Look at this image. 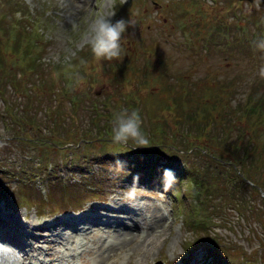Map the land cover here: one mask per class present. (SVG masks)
Instances as JSON below:
<instances>
[{
  "label": "rangeland",
  "instance_id": "rangeland-1",
  "mask_svg": "<svg viewBox=\"0 0 264 264\" xmlns=\"http://www.w3.org/2000/svg\"><path fill=\"white\" fill-rule=\"evenodd\" d=\"M23 1L27 6L34 8L33 14L38 12L37 16L42 15V19L34 20L37 16L33 15V18L21 17L19 11L9 12L7 0H0V48L11 53L18 48L26 55L27 51L20 48L22 45L17 41L16 30L24 27L22 21L31 20L28 31L32 27H37L45 32L40 43L35 42L32 47L30 46L39 52L31 56L27 54V59L31 62V57L39 56L37 67L42 68L41 71L35 70L29 74L30 79H21L19 78L21 74L18 73L20 67H17L15 73L20 79L19 83L15 87L8 82L0 90V161L8 158L20 163L24 153H33L37 149L30 143L20 141L22 139L17 135L22 134V131L24 133V129L27 131L26 135L30 133L35 136L40 135L37 132L38 129L43 132L55 130L50 116L57 115L61 110L72 111L67 102L61 108H55L57 101L53 100L48 92L49 87L57 84L61 88L71 72H78L83 76L80 83L83 86L78 87L77 92L84 98V103L89 100L90 94L97 92L96 96L100 101L107 92L112 91L113 82L110 76L114 69L118 70L119 79L124 78L128 68L122 69L117 66V62L122 64L125 54L109 62L105 59L98 60L93 52L92 58L89 54H85L86 46L90 43V30L96 19L115 12V15L111 17L113 23L121 19L135 21L134 27L127 28L122 37L121 46L131 54V57H128L129 68L131 73H134V77L146 79L144 88L137 80H132L130 83L119 80L117 89H122L121 87L127 83L125 92L140 89L141 96L144 93L149 94L143 97L146 104H141L139 100L138 112H143L142 122L151 132V128H154L153 122L161 121L164 132L177 134L174 136L176 142L182 138L178 134L179 131L182 134L189 131L193 134L197 133L203 142H208L209 138L213 140L210 134L214 127L212 128L210 121L214 117L208 120L209 114L203 111L210 109L214 113V119L217 118L219 121L220 140L213 141L212 149L216 147L220 154L228 159L226 163L230 160L237 162L238 168L241 170L244 168V174H248L249 178H247L250 181H242L240 175L228 163H219L222 173H228L229 179L226 182L225 178L221 179L219 176L215 184L205 181L202 196L215 201L217 206L209 207L200 214L207 213L208 219L211 218V224L214 227H211L210 231L213 232L214 237L233 241L237 248L244 245L254 254H257L259 246L263 249L264 244H260L262 241L259 239L263 238L264 242V193L262 192L264 188V76L260 74L261 69L264 68V50L257 45L264 41V3L261 0ZM11 25H14L13 29L7 30ZM21 51L17 58H22ZM12 55L14 56V53ZM70 58L71 66L68 67L65 64L64 72L53 70L56 62L63 63L65 59ZM92 64L96 65L94 70H97L94 75L88 73ZM183 73H186L188 78L179 80ZM89 79L94 86L88 84ZM167 86L170 87L168 97L172 99L180 95L183 86L191 91V95L187 96L185 107L178 110L167 108L162 99ZM82 87H89L90 91H81ZM114 99H120L119 103L126 104L124 96H115L113 101ZM156 102L154 109H151V105ZM46 104L47 107H45ZM192 105H200L198 111L195 110L196 114H193ZM162 108L163 112H161ZM127 109L129 113L134 110L129 107ZM84 110L81 105L77 112L80 114L77 117L78 120L82 121ZM164 114L170 118H165ZM178 114L185 121L179 120ZM31 116L36 120V124L30 122ZM200 116L202 120L199 119ZM37 118L41 120L38 121ZM42 119L46 124L42 122ZM64 120H66L65 123L60 124L61 128L59 126L62 133L55 130L51 137H59L62 134L69 136L76 132V125L69 118ZM92 126L93 130L99 133L97 127ZM67 153L70 154L68 151ZM114 156L120 155L110 154L109 165L117 167L118 160L114 159ZM122 158L125 160L124 154ZM187 159L191 167L195 166L190 172L204 170L195 153H191ZM91 167L95 172L101 169V164L92 161ZM109 168L107 171L110 170ZM61 171L62 174L60 172L58 176L62 179L64 177L67 183L61 184V187L56 185L58 189L51 182L58 181L57 176L52 173L50 178L45 177V179L41 176H38V179L36 176L37 180H31L30 176L26 177L25 182L20 183V188H15L18 179L12 177L8 182L10 199L6 198L0 202V212L4 213L5 209H9L14 216L27 224H31L30 222L38 224L43 217L50 220L55 215L52 214L55 210L46 207L40 209L37 206L39 202H45L44 198L47 194L49 195L47 203L55 200L53 203H58L59 208H66L67 205L72 204L85 207L84 209H94L93 205H96L98 210L102 209L96 204L99 203L96 198L102 197L108 187L106 184L93 186L95 183L93 178L90 176L87 180L81 175L78 167L69 168L65 164ZM256 180L261 183L258 190L252 187ZM72 181L78 184L67 186ZM232 182H234V189L229 188ZM115 185L119 191L107 202V205H117L113 210H106L107 215L115 214V216L109 217L106 221L92 222L91 230L85 236L80 234L83 238L79 240H72L78 235L65 234L64 228H59L60 224L57 225V229L60 230L54 229L51 232L54 252L48 251V243L44 241L41 258L48 263L100 264L97 253L99 244L104 242L102 247L105 248L110 242L115 241L114 236L119 232L133 230L137 233L141 231L144 237H151L149 242L152 238L156 241L151 252H148V259L138 261L140 264H204L203 260H207L205 247L199 246L190 253L184 248V244L203 239L209 231L195 232L191 229L186 217L182 216L178 210L175 199H172L165 191L149 187L141 182L125 183V177H122ZM182 186L191 193L192 200H196L197 196L194 194L199 188L196 183L189 178L182 182ZM22 191L25 193H21ZM22 196L28 197V204L23 203L25 200ZM120 197L126 198L120 201ZM12 199L13 206L10 205ZM200 200L203 199L200 198ZM117 206L120 207L117 208ZM91 211L80 209L78 213H83L86 217ZM8 218L12 217L8 216ZM120 219L122 223H119ZM43 231L46 235L48 234L47 230ZM67 235L71 237L68 244L57 243L59 240L66 241ZM136 250V253L132 254L133 261H136L135 255L142 254L141 248L137 247ZM123 251L122 258L126 260L127 253L130 251L129 249ZM106 261L105 264H111L110 258ZM0 263L3 264L2 261Z\"/></svg>",
  "mask_w": 264,
  "mask_h": 264
},
{
  "label": "clouds",
  "instance_id": "clouds-1",
  "mask_svg": "<svg viewBox=\"0 0 264 264\" xmlns=\"http://www.w3.org/2000/svg\"><path fill=\"white\" fill-rule=\"evenodd\" d=\"M115 15L112 12L109 15L101 16L91 27L89 39L91 50L94 56L98 59L113 60L119 59L122 51L121 40L129 26H135V21L132 19L125 21L124 19L112 22L111 17ZM261 50H264V41L257 45ZM261 76H264V68L260 71ZM142 121L138 111H129L127 109L115 114L112 128V139L115 143L127 144L129 141H134L138 145H147L148 140L145 137L142 128ZM117 167H124L123 161H117ZM139 177H134V181ZM176 173L172 169H164L162 173V187L167 191L173 183L176 182Z\"/></svg>",
  "mask_w": 264,
  "mask_h": 264
},
{
  "label": "bare ground",
  "instance_id": "bare-ground-1",
  "mask_svg": "<svg viewBox=\"0 0 264 264\" xmlns=\"http://www.w3.org/2000/svg\"><path fill=\"white\" fill-rule=\"evenodd\" d=\"M97 207V206H96ZM123 209V208H122ZM121 209V210H122ZM130 209V208H129ZM113 210V209H112ZM133 210V209H132ZM102 210L96 209L95 212L99 213L101 215ZM131 211V210H130ZM91 213V212H90ZM111 213V212H110ZM87 216V215H86ZM119 217V216H117ZM127 217V216H126ZM104 220L107 219V217L103 218ZM146 220V219H145ZM155 220V219H154ZM61 222H64L63 219H60ZM115 221V220H112ZM134 221V219H133ZM132 221V222H133ZM131 222V221H130ZM135 222V221H134ZM108 223V222H107ZM119 223H122V219L119 220ZM136 223V222H135ZM149 224V223H148ZM105 225V224H104ZM151 226V225H150ZM94 227V226H93ZM136 227V226H135ZM141 227V226H140ZM153 227V226H152ZM157 227V226H156ZM97 228V227H95ZM100 227H98L99 229ZM103 229V228H102ZM130 229V228H129ZM147 229V228H146ZM126 230V229H125ZM138 230V229H137ZM142 230V229H141ZM139 231V230H138ZM46 233V232H45ZM110 233V232H109ZM143 233V232H142ZM158 233V231H157ZM48 235V234H47ZM111 235V234H110ZM141 233H137L136 231L133 230H127L125 232H119L114 236L115 241L110 242L108 245H106L105 248L102 246L104 245V242L99 244L98 248V262L100 261V264H105L107 261V258L111 259V264H138V261H142L143 259H148L149 254L148 252H151V250L154 247V243L156 244V241L154 238H152L149 242V239L151 237H144L141 236ZM144 237V238H143ZM71 238V237H69ZM165 238V237H164ZM142 240H144L142 242ZM95 241V240H94ZM144 243V244H143ZM106 244V243H105ZM98 245V244H97ZM142 245V246H141ZM40 247V246H39ZM141 248L142 254L140 255H135L134 259L136 261H133L132 254L136 253V248ZM104 249V250H103ZM124 249H129L128 254V259L125 260V258H122V252H124ZM61 256V255H60ZM130 257V258H129ZM62 258V257H61ZM122 258V259H121ZM33 259L31 258L30 261ZM145 260V261H146ZM1 262V261H0ZM138 262V263H137ZM56 263V262H55ZM59 263V262H58ZM1 264V263H0ZM33 264V263H31ZM140 264V263H139Z\"/></svg>",
  "mask_w": 264,
  "mask_h": 264
},
{
  "label": "trees",
  "instance_id": "trees-1",
  "mask_svg": "<svg viewBox=\"0 0 264 264\" xmlns=\"http://www.w3.org/2000/svg\"><path fill=\"white\" fill-rule=\"evenodd\" d=\"M31 63H32V61H31ZM5 67H8L7 65H5V63H3L1 60H0V75H2V73H1V71H3V73H6V72H4V68ZM9 70H10V68H8ZM129 151H132L134 154H136V156H140V159L144 156L143 155V149H133V147H130L129 149H128ZM200 152H202V150H199ZM216 156H222L221 154L220 155H218V154H215ZM223 157V156H222Z\"/></svg>",
  "mask_w": 264,
  "mask_h": 264
}]
</instances>
